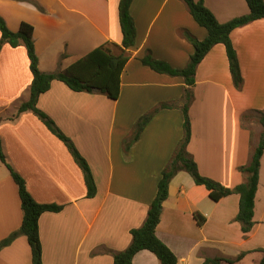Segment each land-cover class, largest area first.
Here are the masks:
<instances>
[{
	"label": "crops",
	"instance_id": "1",
	"mask_svg": "<svg viewBox=\"0 0 264 264\" xmlns=\"http://www.w3.org/2000/svg\"><path fill=\"white\" fill-rule=\"evenodd\" d=\"M120 0H0V16L12 31L23 22L34 27L42 72L64 71L106 42L122 44ZM220 23L250 12L245 0H205ZM131 14L136 46L121 76L120 96L77 93L53 81L37 106L68 136L87 160L97 194L87 197L84 174L66 145L34 115H17L28 101L33 75L26 48L4 44L0 51V139L7 162L26 180L32 197L62 206L39 220L43 264H113L114 253L127 249L131 230L146 221L163 170L184 136L182 77L159 74L142 64L148 51L155 59L183 69L194 53L185 37H207L183 0H134ZM1 39V32H0ZM244 85L233 84L223 44L214 46L198 65L189 107L191 138L187 150L201 175L225 187L245 182L239 171L249 163L263 127L250 128L244 113H264V18L231 33ZM169 105L162 108V105ZM158 110L139 139L126 148L138 121ZM240 196L215 202L209 190L186 171L172 179L163 204L157 237L178 264H202L228 258L234 264H260L264 258V155L255 198L254 226L245 237L239 222ZM205 218L199 225L195 215ZM23 221L18 186L0 161V242ZM0 264H33L26 236L0 250ZM132 264H161L148 250Z\"/></svg>",
	"mask_w": 264,
	"mask_h": 264
},
{
	"label": "trees",
	"instance_id": "2",
	"mask_svg": "<svg viewBox=\"0 0 264 264\" xmlns=\"http://www.w3.org/2000/svg\"><path fill=\"white\" fill-rule=\"evenodd\" d=\"M194 21L207 31V37L199 41L188 31L184 32L185 37L194 46V53L190 57L188 64L183 69L172 67L169 63L155 59L148 51L141 59L144 66L159 74H166L172 77H182L186 84L183 96L182 111L184 115V136L181 140L171 162L163 170L158 182V190L155 199L152 201L146 221L139 227L131 230L132 241L129 247L121 252L114 253L113 264H132L134 257L143 250H148L156 255L161 264H178L176 255L163 243L156 235V229L161 221L163 204L168 198L169 187L172 179L180 171L188 172L197 185L205 186L213 201L218 202L224 197L236 194L240 196L239 212L235 218L241 225V230L246 237L254 226L255 198L260 180L261 160L264 155V113L261 110H253L242 115V120L246 122L249 113L259 115V123L263 127L258 146L254 150L249 163L241 166L239 171L245 175V182L229 188L200 174L196 162L189 154L187 147L191 138V122L189 107L193 100V87L195 85V75L198 65L211 49L223 44L229 62V69L232 81L237 90H242L244 78L238 59L237 51L231 40V33L237 28L248 25L256 20L264 18V0H245L249 6L248 14L235 17L226 23H220L214 13L206 6L205 0H183ZM134 0H120L119 21L123 34L122 44L106 42L95 48L84 57L77 60L64 71L45 73L39 68V58L36 53L34 43V27L23 22L18 31H12L6 21L0 16V51L4 44L12 48L24 46L30 61V70L33 75L30 87V97L28 101L22 103L17 115L26 111H32L48 130L61 140L75 162L84 174L87 187V197L94 198L97 194V185L92 170L87 160L81 155L73 141L64 134L56 125L53 119L38 108L39 97L48 92L53 81L64 83L70 90L81 93H99L112 100H117L121 90V76L127 62L130 59L129 51L136 46L137 30L131 14V6ZM169 105H162V108ZM158 110L142 117L136 124L134 135L126 148L135 143L145 126ZM0 161L8 168L14 182L18 186L19 196L23 211V221L21 227L13 232L8 238L0 242V250L10 245L18 236H26L32 252V263L43 264L42 242L40 238L39 220L47 212H60L63 207L55 204L38 203L30 194L26 180L7 162L2 150L0 139ZM195 218L201 226L205 218L196 214ZM245 256L242 253L236 260L228 258H206L202 264H234ZM260 264H264V258Z\"/></svg>",
	"mask_w": 264,
	"mask_h": 264
},
{
	"label": "rangeland",
	"instance_id": "3",
	"mask_svg": "<svg viewBox=\"0 0 264 264\" xmlns=\"http://www.w3.org/2000/svg\"><path fill=\"white\" fill-rule=\"evenodd\" d=\"M246 124L249 125L250 128H255V126L259 124V115L257 113H249Z\"/></svg>",
	"mask_w": 264,
	"mask_h": 264
}]
</instances>
